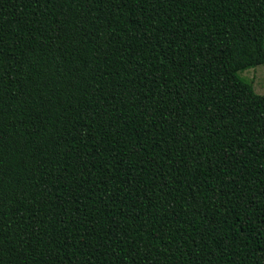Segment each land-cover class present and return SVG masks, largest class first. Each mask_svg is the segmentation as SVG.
I'll return each mask as SVG.
<instances>
[{
  "label": "trees",
  "instance_id": "obj_1",
  "mask_svg": "<svg viewBox=\"0 0 264 264\" xmlns=\"http://www.w3.org/2000/svg\"><path fill=\"white\" fill-rule=\"evenodd\" d=\"M264 0H0V264H264Z\"/></svg>",
  "mask_w": 264,
  "mask_h": 264
},
{
  "label": "rangeland",
  "instance_id": "obj_2",
  "mask_svg": "<svg viewBox=\"0 0 264 264\" xmlns=\"http://www.w3.org/2000/svg\"><path fill=\"white\" fill-rule=\"evenodd\" d=\"M238 76L251 83L254 93L264 94V64L246 69L238 73Z\"/></svg>",
  "mask_w": 264,
  "mask_h": 264
}]
</instances>
